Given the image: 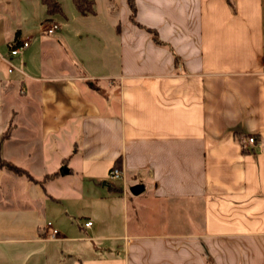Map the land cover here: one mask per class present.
Instances as JSON below:
<instances>
[{
  "label": "crops",
  "instance_id": "1",
  "mask_svg": "<svg viewBox=\"0 0 264 264\" xmlns=\"http://www.w3.org/2000/svg\"><path fill=\"white\" fill-rule=\"evenodd\" d=\"M110 1L109 21L70 18L60 1L61 22L38 21L41 0H0V159L60 172L43 185L0 168V213L38 229L0 243H37L41 264H264V0H135L136 22ZM45 21L58 32L42 34ZM108 24L111 42L98 37ZM107 50L119 72H103ZM118 160L128 187L145 186L123 232L107 218L126 194L109 177Z\"/></svg>",
  "mask_w": 264,
  "mask_h": 264
},
{
  "label": "rangeland",
  "instance_id": "2",
  "mask_svg": "<svg viewBox=\"0 0 264 264\" xmlns=\"http://www.w3.org/2000/svg\"><path fill=\"white\" fill-rule=\"evenodd\" d=\"M60 1L63 3L65 13L70 18L75 14H79L73 0H60ZM108 1H110V0H95V10H96V13L97 12L99 13L98 17L101 16V19H104L103 18V16H104L107 21H109L110 19H113V15L105 14V12H109V10L107 9V4H106ZM110 2L112 4L115 3L118 6L122 5L121 0H111ZM113 8H114V6L112 7V9ZM45 10H47V8L44 4H42V11L43 12L41 14L39 13V16L41 15L42 18L38 17V21L43 20L45 18V16H47V12ZM92 16H94V15L85 16V17L92 18ZM56 17L61 22L65 19L64 16H62L60 13L57 14ZM32 21H34V20L31 19L30 17L26 16L25 23H23L24 27L28 26L30 24V22H32ZM49 22H52V21H45L44 23H46V24L42 25V28H41L42 34L52 35V34L45 32L47 27H49V24H50ZM35 27H36V25L31 26V28H34V29H35ZM59 28H60V25H59ZM59 28H58V30H59ZM100 28H102L103 32L98 34L99 39L105 38V39H107V40H105L106 42H111L110 37L112 34H111L110 30H111L112 26L111 25L105 26V27L102 26ZM69 29L70 30L68 31V34H67L65 40L77 41L78 40L77 36L74 34V36H75V38H74L72 35L73 34V27L70 26ZM113 33H114L113 38L115 37V40L113 41V48H114L115 45L118 46L119 37H117L115 35V32H113ZM151 35H152V37H157L159 39L158 32L157 33H151ZM89 42H90V44H92V48H96V46H98V44H99V42L96 41L95 39L91 40ZM109 50H107V52H106L107 58L105 60H104V58L99 59V60H101L100 63H102V62L108 63L107 67L103 68V72H105V74H109L112 72L113 73L119 72V69H120L119 58L118 57L117 58L111 57ZM99 52L102 53L103 51L101 50ZM83 56L85 57L86 55L84 54ZM86 60H88V61L90 60L91 62H94V60L88 59V57H86ZM112 65L115 66L114 69L111 68ZM8 128H11V130H13L14 126H9ZM5 169H7V168H5ZM8 170H10V169H8ZM124 178L126 180V184L123 183V185H122V180H119V179H118L119 180L118 182L121 184V186L123 187V191L126 192V194H123L122 192H121L122 195L117 194L118 198L115 202L116 209H114V211H112L113 212L112 215L107 216L109 222L112 220H116L117 224H119L120 227H118L116 229V232H119L118 230H120V229L123 232V228H124L123 225L125 224V219L128 218V223H131L133 221V218H134V216H133L134 211H133V206H132L131 201H132V198L135 199L134 197H136V196H134L130 192V187H128L130 185V183L132 182V177H130V175H128V173L127 174L125 173ZM88 197H89V195H88ZM93 197L96 198V196H93ZM124 197L125 198L128 197V205L130 203L129 208L126 212H125V207H124V202H123ZM90 199H91V197H90ZM92 201H95V199H92ZM92 205L95 206L96 203L90 202L89 205H88V203L86 205V202H85V209L87 210V206H92ZM11 210H12V208H11ZM11 210H5L3 213H0L1 214L0 215V239L5 238L7 236L14 237V238H22L23 236H25V238H34L35 236L38 235L37 226H35L33 223H29V222L23 223L21 220H18V214H16L17 215L16 219H13L12 216H11V219H9V217H10L9 213L13 211V210L12 211ZM48 219H49V216L41 219L40 224L45 223L46 221H48ZM50 220H52V219H50ZM59 223H60V221H59ZM56 226L58 227L59 230L61 228H62L61 230H63V227L60 228L57 224H56ZM94 242H96V241H94ZM60 243L61 242H59V241H52V242L47 243V245H48V247H50L52 249H54V247L61 248V246L59 245ZM91 244L93 245V242H91ZM61 250L62 249H59V252H61ZM0 252L5 254V257L3 258V260L0 261V264H41V261H42V258H41L42 257V254H41L42 250L39 248L38 244L34 243V242L9 241L7 243H0ZM60 259L62 260L60 264H64L63 262L65 261V256L64 255L61 256Z\"/></svg>",
  "mask_w": 264,
  "mask_h": 264
},
{
  "label": "trees",
  "instance_id": "3",
  "mask_svg": "<svg viewBox=\"0 0 264 264\" xmlns=\"http://www.w3.org/2000/svg\"><path fill=\"white\" fill-rule=\"evenodd\" d=\"M42 3L46 6L47 8V13L48 15L54 16L57 15L59 13H63V8L61 3L58 0H41ZM127 4L131 10V14H130V20L133 22H136V18H135V14H136V4H135V0H126ZM78 12L80 13V15L82 16H91V15H95L96 14V10H95V0H73ZM148 30L151 33H157L156 30L148 28ZM155 39V41L157 43L162 44V42L157 38V37H153ZM19 43V42H18ZM17 43V44H18ZM11 128H8L3 136V139L9 138L10 134H11ZM244 150H246L245 146H244ZM121 166V161L118 160V162L115 164L114 168H120ZM0 168H7L12 170L13 172L17 173L18 175H21L23 177H25L28 180L31 181H35L41 184H45L49 179H51L52 177H54V175L59 174L60 172L51 174H45L42 178H36L29 170H27L24 167H21L9 160H6L4 158L0 159Z\"/></svg>",
  "mask_w": 264,
  "mask_h": 264
},
{
  "label": "built area",
  "instance_id": "4",
  "mask_svg": "<svg viewBox=\"0 0 264 264\" xmlns=\"http://www.w3.org/2000/svg\"><path fill=\"white\" fill-rule=\"evenodd\" d=\"M49 27H47V29L45 30V32L49 33V34H55L58 32V28H59V24L52 21L49 22ZM46 23H44L43 25H45ZM31 44V38L25 39V40H21L16 46H14L11 49V55H18L23 53L26 49H28L30 47ZM264 65V64H263ZM14 66L11 65L10 67V71L14 70ZM245 143L247 145H257L258 144V140L256 139V137L254 136H245L244 139ZM125 170L123 168H113L110 171L109 177L111 179H115V180H123V182L126 184V180L124 178L125 176ZM93 225L92 221H86L85 222V226L86 227H91ZM46 229L48 231V237L50 239H55L57 237H59L61 235L59 229L51 222L48 221L46 223Z\"/></svg>",
  "mask_w": 264,
  "mask_h": 264
},
{
  "label": "water",
  "instance_id": "5",
  "mask_svg": "<svg viewBox=\"0 0 264 264\" xmlns=\"http://www.w3.org/2000/svg\"><path fill=\"white\" fill-rule=\"evenodd\" d=\"M144 188H145V186L143 183H137V184H134L130 187V191L134 195H139L140 193H142L144 191Z\"/></svg>",
  "mask_w": 264,
  "mask_h": 264
}]
</instances>
